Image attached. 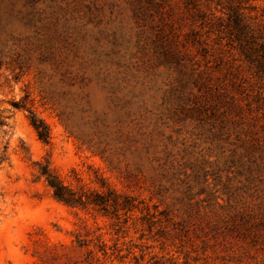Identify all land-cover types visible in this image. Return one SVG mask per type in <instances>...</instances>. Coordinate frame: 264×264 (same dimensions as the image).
I'll list each match as a JSON object with an SVG mask.
<instances>
[{
  "label": "rangeland",
  "instance_id": "374dc122",
  "mask_svg": "<svg viewBox=\"0 0 264 264\" xmlns=\"http://www.w3.org/2000/svg\"><path fill=\"white\" fill-rule=\"evenodd\" d=\"M219 1L0 0V264H264V72Z\"/></svg>",
  "mask_w": 264,
  "mask_h": 264
},
{
  "label": "trees",
  "instance_id": "16d2710c",
  "mask_svg": "<svg viewBox=\"0 0 264 264\" xmlns=\"http://www.w3.org/2000/svg\"><path fill=\"white\" fill-rule=\"evenodd\" d=\"M221 1L222 0L219 1L218 5H222L223 2ZM226 3L227 5L224 6L223 9L227 15L228 26L231 34L235 35L236 40L239 42L243 56L251 64L257 65L256 67L259 68L258 72H264V33L259 31L257 33L258 29L256 30L253 25V18L246 13L248 7L245 6L244 0H229ZM31 115V124L35 128L39 138L43 142L48 143L50 140L49 126L33 112H31ZM40 175L46 179L48 186L53 191L54 197L68 206L83 208L93 206L99 207L101 210L105 211L110 206L114 208L119 207L117 202L109 204L104 200V197L98 193L83 190L74 191L65 186L50 169L49 165L41 166Z\"/></svg>",
  "mask_w": 264,
  "mask_h": 264
}]
</instances>
